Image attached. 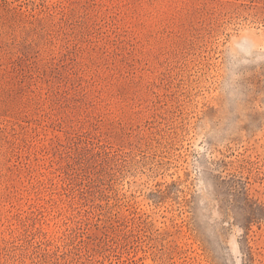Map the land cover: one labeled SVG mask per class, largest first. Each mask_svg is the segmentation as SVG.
I'll return each instance as SVG.
<instances>
[{"label": "rangeland", "instance_id": "1", "mask_svg": "<svg viewBox=\"0 0 264 264\" xmlns=\"http://www.w3.org/2000/svg\"><path fill=\"white\" fill-rule=\"evenodd\" d=\"M0 264H264V0H0Z\"/></svg>", "mask_w": 264, "mask_h": 264}]
</instances>
